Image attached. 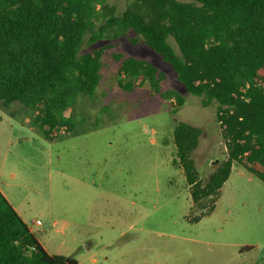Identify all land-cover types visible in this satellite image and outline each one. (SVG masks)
<instances>
[{
    "label": "rangeland",
    "instance_id": "obj_1",
    "mask_svg": "<svg viewBox=\"0 0 264 264\" xmlns=\"http://www.w3.org/2000/svg\"><path fill=\"white\" fill-rule=\"evenodd\" d=\"M134 1L97 0V28ZM103 31L81 47L114 43L104 50L95 93L65 111L72 131L58 127L48 138L32 107L0 102V183L14 202L22 199L24 221L49 253L78 264H264V181L243 164L234 163L214 212L189 221L198 211L191 213L189 185L174 164L172 132L179 121L202 129L193 157L206 182L227 158L217 103L204 106L158 53L131 42L133 31L119 38L114 28ZM118 50L156 65L165 74L161 91H178L184 103L148 83L124 91Z\"/></svg>",
    "mask_w": 264,
    "mask_h": 264
},
{
    "label": "trees",
    "instance_id": "obj_2",
    "mask_svg": "<svg viewBox=\"0 0 264 264\" xmlns=\"http://www.w3.org/2000/svg\"><path fill=\"white\" fill-rule=\"evenodd\" d=\"M97 0H0V102L34 109V120L53 139L55 128L74 126L65 111L79 95H93L101 81L104 50L81 52L114 28L116 38L133 31L132 43L146 44L170 65L186 90L217 103L216 119L227 158L206 182L193 151L202 129L179 121L172 136L192 199L190 222L210 215L222 196L234 163L264 181V0H135L97 28ZM175 41L178 50L171 41ZM119 83L124 91L148 83L161 91L165 74L153 63L118 50ZM52 131V135H51ZM255 164L261 168L257 169ZM250 247V246H249ZM0 264H78L51 254L0 189Z\"/></svg>",
    "mask_w": 264,
    "mask_h": 264
},
{
    "label": "crops",
    "instance_id": "obj_3",
    "mask_svg": "<svg viewBox=\"0 0 264 264\" xmlns=\"http://www.w3.org/2000/svg\"><path fill=\"white\" fill-rule=\"evenodd\" d=\"M29 120V119H28ZM30 121V120H29ZM10 175L12 177V179H16V173L14 171L10 172ZM21 182H22V177H21ZM20 182V186H22V183ZM0 189L2 190V192L4 193V195L7 197V199L12 203V205L15 207V209L18 211V213L22 216V199L19 200L17 203L14 202V200L9 196V194L3 189L1 183H0ZM29 226V225H28ZM30 227V226H29ZM30 229L33 231V229L30 227ZM34 232V231H33Z\"/></svg>",
    "mask_w": 264,
    "mask_h": 264
},
{
    "label": "built area",
    "instance_id": "obj_4",
    "mask_svg": "<svg viewBox=\"0 0 264 264\" xmlns=\"http://www.w3.org/2000/svg\"><path fill=\"white\" fill-rule=\"evenodd\" d=\"M59 129H60L61 131H66V130H67V129H66V126H61V127H59ZM53 134H54V133H53ZM36 223H37V224H41V221H40V220H37Z\"/></svg>",
    "mask_w": 264,
    "mask_h": 264
},
{
    "label": "water",
    "instance_id": "obj_5",
    "mask_svg": "<svg viewBox=\"0 0 264 264\" xmlns=\"http://www.w3.org/2000/svg\"><path fill=\"white\" fill-rule=\"evenodd\" d=\"M214 162H218V159H216V160L212 161V163H214Z\"/></svg>",
    "mask_w": 264,
    "mask_h": 264
}]
</instances>
